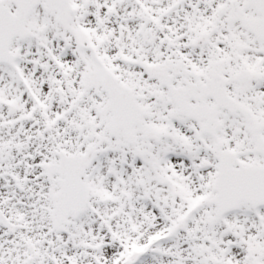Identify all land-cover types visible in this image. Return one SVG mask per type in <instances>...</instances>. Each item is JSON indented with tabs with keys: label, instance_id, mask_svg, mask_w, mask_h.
Listing matches in <instances>:
<instances>
[{
	"label": "snow or ice",
	"instance_id": "snow-or-ice-1",
	"mask_svg": "<svg viewBox=\"0 0 264 264\" xmlns=\"http://www.w3.org/2000/svg\"><path fill=\"white\" fill-rule=\"evenodd\" d=\"M0 264H264V0H0Z\"/></svg>",
	"mask_w": 264,
	"mask_h": 264
}]
</instances>
